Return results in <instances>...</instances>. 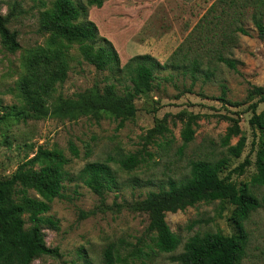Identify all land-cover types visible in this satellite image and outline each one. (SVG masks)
Returning a JSON list of instances; mask_svg holds the SVG:
<instances>
[{
  "label": "rangeland",
  "instance_id": "1",
  "mask_svg": "<svg viewBox=\"0 0 264 264\" xmlns=\"http://www.w3.org/2000/svg\"><path fill=\"white\" fill-rule=\"evenodd\" d=\"M52 1L0 0V12L7 17V27L15 31L20 45L10 52L0 44V177L10 176L18 164L43 147L62 150L69 159L65 169L72 174L88 162L108 161L118 171L121 185L100 199L79 180L65 181L66 198L51 200L49 211L43 214L57 220L59 228L41 225L46 245L57 249V255H40L30 264H104L103 253L108 245H113L121 256L127 255L134 245L149 253L148 257L132 258L134 264H175L171 256L180 253L193 234L236 233L230 218L234 204L227 199L200 201L165 214L180 244L170 253L152 252L154 233L146 229L147 214L136 210V203L148 191H157L160 185L166 188L168 179L178 180L187 174L192 160L215 161L222 157L228 159V164L220 175H228L237 187L247 185L259 202L245 221L248 241L241 264H264V186L250 183L256 173L254 161L260 132L249 123L251 102L246 99L251 85H264V35L259 37L252 22L246 20L247 34L237 33L235 42L225 52L236 60L235 69L215 63L211 67L213 75L208 80L199 77L191 92L184 91L190 78L181 69L163 70L156 80L158 87L135 99V117L120 128L110 116L99 120L89 116L75 120H15L5 113L12 105L25 104L19 82L39 81L52 67V63L42 62L30 71L24 64L31 50L46 45L48 34L40 30L38 20ZM73 1L85 8V17L96 24L99 35L111 41L123 66L136 54L148 53L164 63L182 43L185 50L183 41L215 0H104L101 7L89 6L87 0ZM68 63L67 77L57 85L54 97H75L92 86L116 83L109 70H97L82 59L77 43L69 48ZM168 75H172L168 80L161 78ZM120 79L123 83L116 84L122 90L127 82L124 75ZM222 82L227 86L226 98L240 102L239 106L219 100ZM181 112L184 120L187 115H198L192 124L193 139L188 143H183L181 137ZM260 112L264 113L263 102L256 108V113ZM162 120L169 131L147 138V130ZM233 123L239 125L241 133L223 144L222 137ZM242 134L246 140L240 156L229 155L228 147L235 145ZM71 143L78 156L71 153ZM136 151L143 161L130 171L120 168L119 159ZM245 158L250 164L242 173L234 171ZM29 194L37 196L32 190ZM23 218L25 228H29L28 213Z\"/></svg>",
  "mask_w": 264,
  "mask_h": 264
},
{
  "label": "trees",
  "instance_id": "2",
  "mask_svg": "<svg viewBox=\"0 0 264 264\" xmlns=\"http://www.w3.org/2000/svg\"><path fill=\"white\" fill-rule=\"evenodd\" d=\"M103 1L87 0V5L101 7ZM85 16V8L73 0H53L51 6L40 13L39 28L48 34L46 45L31 50L24 64L30 71L42 62L52 63V67L39 81L19 82L25 104L10 106L5 113L7 116L15 120L47 117L75 120L82 116L99 120L110 116L118 121L117 127L120 128L125 121L135 117V99L158 87L156 80L163 70L181 69L182 74L190 78V85L184 91L191 92L199 77L208 80L213 75L211 67L215 63L235 69L236 60L227 57L225 52L235 42L237 33L247 34L244 28L246 20L252 22L259 37L264 35V0H215L183 41L185 50L182 43L164 63L148 53L136 54L120 66L118 52L111 41L100 36L96 24ZM73 43L78 44L84 61L97 70H109L117 84L123 83L120 75H124L127 83L123 84L122 90L111 82L102 87L87 88L75 97H54L57 85L67 77L68 51ZM0 44L10 52L20 47L15 31L9 30L7 17L1 12ZM171 77L161 78L168 80ZM227 91L226 84L220 83L219 100L239 106L240 102L226 98ZM246 99L251 102L249 123L260 132L254 161L256 173L252 175L250 183L264 186V113H256L257 105L264 103V85H251L247 89ZM183 114H178L184 122L181 137L183 143H188L193 139L192 124L196 123L198 115H187L184 120ZM168 131L162 120L148 129L146 135L150 139ZM240 133L237 123L229 125L222 137L223 144H228L233 136ZM245 140V136L240 135L236 144L228 147L229 155L239 157ZM69 148L74 156H78L77 148L72 143ZM68 161L60 149L38 147L31 157L18 164L10 176L0 177V264H30L40 255H57V249L46 245L41 225L47 224L55 230L59 228L57 220L43 214L49 211L51 200L66 198L63 193L65 181L79 180L100 199L107 192L120 188L118 171L108 161L88 162L75 174L65 169ZM142 161L143 156L136 151L124 155L118 163L120 168L130 171ZM227 164L226 157L215 161L192 160L187 174L178 180L168 179L166 188L160 185L157 191H148L136 203V210L147 214V231L154 233L152 252L170 253L180 244L179 236L165 220L167 212L182 210L200 201L227 199L235 205L230 218L236 233H195L184 242L180 253L171 256V260L175 264H241L248 241L245 221L259 202L247 185L237 187L228 175H220ZM249 164L250 160L245 158L234 171L242 173ZM30 190L37 196L30 195ZM25 213H28L31 223L29 228H25ZM148 256V252L136 245L125 256H121L113 245H108L103 253V263L134 264L132 258Z\"/></svg>",
  "mask_w": 264,
  "mask_h": 264
}]
</instances>
